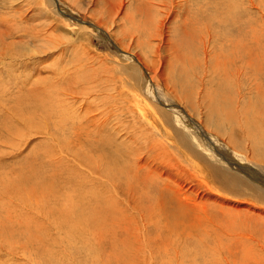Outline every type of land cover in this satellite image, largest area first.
<instances>
[{"label":"rangeland","instance_id":"obj_1","mask_svg":"<svg viewBox=\"0 0 264 264\" xmlns=\"http://www.w3.org/2000/svg\"><path fill=\"white\" fill-rule=\"evenodd\" d=\"M116 1L0 0V264H264V201L226 192L205 163L233 171L218 163L224 154L264 191L243 127L260 107L252 72L230 104L235 131L209 128L211 71L185 94L168 85L170 53L138 44L127 17L139 3ZM238 1L244 61L255 65L264 0ZM153 74L171 107L147 91ZM88 180L103 182V199L88 195Z\"/></svg>","mask_w":264,"mask_h":264},{"label":"bare ground","instance_id":"obj_2","mask_svg":"<svg viewBox=\"0 0 264 264\" xmlns=\"http://www.w3.org/2000/svg\"><path fill=\"white\" fill-rule=\"evenodd\" d=\"M65 1L58 0V2L55 4L61 5V3H64ZM131 1L134 2V0ZM136 1L139 3V10H134L133 12H131L133 9L132 8L128 12L127 17L128 22L131 25L130 27L133 31L132 34L136 35V42H138V44L146 47L151 52L157 53L159 55H162L163 53H170L169 56L172 58L173 64L171 65V70L169 71L168 85H171L172 82L178 84L184 91V93L182 94H185L187 92H190L193 88L198 87V82H201V79H203L202 76H204L205 74H210L211 71V74L213 75V78L210 79L212 88L205 91L206 96H208L210 100V102H208L207 104L210 118H208V123H206L209 128L213 127L214 129H216L215 131L219 133H223V130L221 131L219 129L221 127V129L227 128V130H229L230 132L235 131L233 123L234 120L232 118L234 110L232 108L233 106H231V103L235 99V91H239L241 89L240 86H243L244 84L245 80H243L242 77L246 76L247 71L252 72V76H250L252 77L253 81L250 84L251 86L252 84H255L250 87L255 91V102L260 107L250 109V117L247 118L245 116L247 118V121L245 123L243 122V127L250 134L253 140V145L258 153V158L260 159L259 163L260 165H262L264 163V47L262 48V50L260 48V62L258 64H246V62L244 61L246 53L245 50L247 47L245 38L248 33L247 31L249 26L245 17L246 13L243 10L241 2L238 0H186V3L183 2L182 4L181 1L176 3L175 0ZM146 8L149 10L148 14L146 13ZM140 10L143 11L139 14ZM145 10L146 12L144 14L143 12ZM99 23L104 27H101V30L103 29L104 33L108 35L109 32L106 30L104 23ZM170 25H173V28L169 27ZM86 27H82V29L80 28V31L85 34L88 33ZM257 38L259 37L254 36L255 40ZM111 39L118 49L122 48L121 41H116L114 38ZM198 39L201 41V45H199L200 47H198ZM253 48L255 47L253 46ZM199 49H202L205 55V58L203 60L204 62L202 64H199L200 59H198L199 57L197 54L199 52ZM133 57H135L139 61V63L142 64V66L146 65L145 63H143L144 61L141 60L142 58L139 59L137 55H134ZM231 60H237V66H239H234L235 68H233ZM251 61L252 60H250L249 62ZM207 64H209V66ZM154 76V74L153 76H151V80L153 82L150 83L151 87L149 88V90L147 89V91H150V93L153 95V99L156 102L161 105H165V107H171L170 103L172 100H169L162 95L163 90L156 86L154 82V80L156 79L154 78ZM202 88L204 89L203 85ZM0 90V92L2 93L5 92L2 91L3 89L1 88ZM250 93L252 92L250 91ZM239 95L240 94H238V96ZM32 96L38 98L39 94L37 96L35 93ZM241 96L244 95L241 94ZM183 97L186 96L183 95ZM38 99L40 100V97ZM86 99L88 101V98ZM43 102L41 101V103ZM177 116L179 117L178 114ZM240 126L242 125L240 124ZM201 131L203 130L201 129ZM224 133H226V131ZM176 134V138L180 142V144H182V146L184 145L189 151L192 150V147H190V143H188L187 141V137L181 132H177ZM110 144L112 145V143ZM192 153H194L195 157L199 158L200 160L204 159L199 153L195 151H193ZM105 157L112 160V163L115 162V153H113L112 156L111 152H106ZM217 157L221 160L218 161V163H227L230 169L233 170H226L220 165L210 163L208 160V162H205L207 164V167L209 168V172L212 178L221 184L220 187L222 186V188H224L226 192H232V194H248L254 199L264 201V191L260 187H258L259 185L257 186L254 183L244 179L242 175H239L238 170H240L241 168L239 169L233 163L234 160H229V158L224 154H220L219 156L217 155ZM261 168L262 166L259 170L262 171L263 169ZM254 171L257 170L255 169ZM250 174L252 175V173ZM255 176L257 177V175ZM248 177L250 178L249 175ZM262 178L263 177H261V179ZM262 183L263 182H261L260 185L264 189V185ZM87 184L89 186H87L86 189L88 190V195L90 197H96V201H98V199H103V195L105 193V185L101 180H88Z\"/></svg>","mask_w":264,"mask_h":264}]
</instances>
